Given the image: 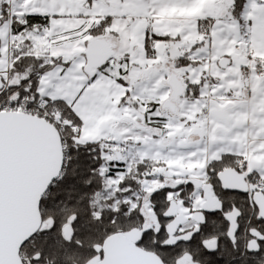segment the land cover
Listing matches in <instances>:
<instances>
[{
  "label": "snow or ice",
  "instance_id": "1",
  "mask_svg": "<svg viewBox=\"0 0 264 264\" xmlns=\"http://www.w3.org/2000/svg\"><path fill=\"white\" fill-rule=\"evenodd\" d=\"M98 2L87 0L89 13ZM251 2L232 0L223 16L198 18L197 31L200 19H207L212 32L243 22L248 29L244 35H249ZM255 2L264 8V0ZM44 3L0 0V116H34L53 133L51 166L33 178L16 212L5 197L0 166V264H15L3 255L13 229L25 236L17 249L20 264H54L53 256L55 264H78L85 241L99 236L131 238L135 249L150 258L148 264H264V125L235 131L243 127L235 109L246 102L237 90L231 96L221 93L222 81L208 85L206 73L190 102L186 91L183 99L165 103L171 87L159 85L172 73L171 65L160 63L158 46L187 35L162 31L165 24L158 16L173 6L172 0H142L143 15L132 18L133 23L147 21L142 57L136 48L124 49L121 33L114 30L115 17H97L99 24L81 27L84 38L76 57L55 51L47 57L22 55V44L51 43L53 27L62 18L59 5L46 12ZM109 36L110 54L90 73L85 66L90 67L91 41ZM211 40L210 32L193 51ZM13 43L15 50L9 48ZM28 59L38 61L40 70H21ZM178 59L183 63L173 62L175 68L187 74L193 62ZM249 63L256 65V75L264 76V64L252 52ZM228 66L235 65L230 61ZM241 67L252 72L248 64ZM102 80L111 82V90L97 88ZM212 94L219 99L210 108L204 96ZM142 107L145 123L163 121L170 131L183 121L199 129L194 133L199 140L181 139L180 146L189 151L173 148L165 155L163 149L174 141L162 135L155 141L145 138L143 147L139 141L121 145L125 151L113 153L119 143L107 139L114 135L113 118L123 120L129 110ZM193 108L200 109L196 120L190 119ZM2 139L0 131V144ZM149 158L155 167L145 162ZM92 252L99 254L96 248Z\"/></svg>",
  "mask_w": 264,
  "mask_h": 264
},
{
  "label": "crops",
  "instance_id": "2",
  "mask_svg": "<svg viewBox=\"0 0 264 264\" xmlns=\"http://www.w3.org/2000/svg\"><path fill=\"white\" fill-rule=\"evenodd\" d=\"M141 2L142 0H125V3L121 4V0H99L98 3L93 5V9L89 13L87 9V0H51L50 3L48 0H45L41 10L52 12L55 11L57 5H59L62 18L56 21L53 27L54 32L51 37V41L56 44L61 43L60 39L62 37L65 39L71 34L81 32L80 29L84 25L91 28L99 24L100 20L104 17H115L114 30L121 33L124 49L129 50L136 48L137 54L142 57L143 29L147 21L136 19L135 23L132 22L133 17H140L143 15V9L140 7ZM172 3L173 6L162 9L158 16V21L165 24V27L162 29L163 32L169 33L173 37L180 36L182 33L186 32L187 35L182 38L186 43L198 42L201 32L206 36L210 32L212 34V40L210 41L211 45L207 53L203 52L202 55H199L197 60L191 58L193 63L187 70V74H185V71L183 73V70H178L175 74L185 89L179 99H183L187 91V101L190 102L193 98L192 93L196 91L197 83L204 78L206 73L208 85H215L216 81H222L224 83L219 88L221 93L231 96L232 90H237V97L241 101L246 102L245 107L235 109V111L242 114L241 122L243 124V127L237 128L235 131L243 133L246 129H253L258 125H264V119H260L261 116H264V76L256 75V65L249 63V53L252 52L257 60L261 64H264V8H261L255 0H252L249 4L246 19L249 21V26L253 30L249 35L245 36L244 33L247 32L248 29L243 26V22L239 24L230 22L226 25L219 26L217 31L212 32V23L207 19H200L199 31H197L196 21L198 18L205 16L218 18L223 16L228 6L232 4V0H172ZM81 13H84L83 18H79ZM183 13H185V16L181 18ZM89 15H91V19H88ZM97 17H100V20H98ZM130 25L131 27H129ZM241 37L244 38V42H241ZM83 38V33L81 32V40L77 42L71 41L72 43L74 42V44L77 43L78 52L76 56L79 55L81 50ZM97 40H104L113 48L110 36L102 37ZM24 45L28 51L36 54H43L46 56L45 53H49V50H34L35 41L34 46ZM188 59L190 60V58ZM222 59H228L233 62L235 66H227L225 69L221 68L219 63ZM182 63L183 61L179 62V64ZM244 64L249 65L252 69L251 73L248 69L241 67ZM164 65H171V71L174 70L173 64L165 63ZM95 71L96 69H94V72ZM186 84L188 87L185 86ZM208 85H206V88ZM167 97L165 98V102L170 98ZM218 99L219 97L215 94L204 96V100L209 102L210 108L217 103ZM199 111V108L191 109L190 119L196 120ZM221 111H224V109H221ZM152 119L153 121L156 120L155 117ZM164 123L163 121L160 123L143 122L135 126L131 120L126 119L120 126L126 132L125 137L127 136V140L125 143L127 145L132 143L131 137L133 136L138 138L146 136L147 134H153L155 138L160 139L162 135H168L174 143L170 147L164 148L167 151L166 155L173 148L176 152L189 151L188 148L180 146L181 139L190 138L192 141L199 140V136L194 134L199 129L194 126L190 128L189 124L181 121L180 123L182 126H173L169 131L164 129ZM197 124H200V121H197ZM200 126L203 127L202 124ZM208 126L211 127V124ZM261 131H264V128H261ZM138 141H140V139ZM118 145L119 143L117 146ZM121 145L125 144L122 143ZM121 150L122 152L125 151L123 147H121Z\"/></svg>",
  "mask_w": 264,
  "mask_h": 264
},
{
  "label": "water",
  "instance_id": "3",
  "mask_svg": "<svg viewBox=\"0 0 264 264\" xmlns=\"http://www.w3.org/2000/svg\"><path fill=\"white\" fill-rule=\"evenodd\" d=\"M90 58V73H94L100 64L107 59L112 46L104 40H93ZM228 59L220 60V67L225 69L229 65ZM172 93L167 103L173 97L179 99L184 93V86L175 74L168 79ZM0 131L3 132L0 144V166L3 170V191L14 212L32 185L33 178L51 166L49 144L53 133L50 127L36 118L23 114L5 113L0 116ZM120 154V153H118ZM25 236L19 235L13 229L10 244L3 250L8 260L17 259V249ZM102 255L94 257L86 264H148L149 257L135 249L129 237H113L104 241L99 249Z\"/></svg>",
  "mask_w": 264,
  "mask_h": 264
},
{
  "label": "rangeland",
  "instance_id": "4",
  "mask_svg": "<svg viewBox=\"0 0 264 264\" xmlns=\"http://www.w3.org/2000/svg\"><path fill=\"white\" fill-rule=\"evenodd\" d=\"M126 14V13H125ZM185 16V13H183L182 17L183 18ZM180 18V17H179ZM177 23L179 21H176ZM175 22V23H176ZM180 23V22H179ZM179 26V25H178ZM53 32H54V28H53ZM203 32H201L202 34ZM199 35V40L198 42H192V43H186L185 41L180 40V41H170L167 44H162L159 45V49L161 51V64H165V63H171L173 64V62H175V64H179V62H182L181 60L178 59V57H187L196 59L199 58V55H202V53H207L211 43L207 42L206 45L204 47H200V48H196L195 51H193L192 47L194 45H198L200 44V41L202 39L207 40V36L204 35ZM70 38V40H69ZM52 39V38H51ZM78 40H81V32H76L74 34H71L68 38L62 37L60 39L61 43L56 44L53 43L51 41V43L48 42V40H35V47L34 50L38 51H44V50H49V53H45V57L49 56L53 51H55L56 53H61L63 52L64 55L69 56V58H73L76 57L77 55V43L74 44V42H77ZM69 41V42H68ZM71 41H74L73 43ZM11 46H15V44H10L9 47ZM26 46L24 44L20 45L21 49H24ZM27 49V48H26ZM13 50V49H12ZM43 55V54H42ZM196 57V58H195ZM192 61V60H191ZM174 65V64H173ZM86 67V66H85ZM178 72V70L175 68L174 66V70L171 71V73L176 74ZM184 73V71H182ZM184 75V74H183ZM187 78V76H186ZM164 85H167V79H165L164 81L160 82V87L164 88ZM186 87L187 84L185 85ZM112 84L111 82H106V81H101L98 85L97 88L100 90H111ZM191 88V87H190ZM171 93V92H170ZM170 93H168V97H170ZM146 109H144L143 107L139 110H129L126 114L123 120L119 119V118H113V123L115 124V127L113 128V132L114 135L108 137L107 139L109 140H115L119 142L118 146L112 147L111 151L114 153V151L116 150H121V144L124 143L125 145H127L125 142L127 140V136L125 137L126 132L123 130V128L120 126L122 124L123 121H125L126 119H129L132 121L133 125L136 126V124H140L144 122V113H145ZM145 123V122H144ZM133 126V127H135ZM150 131V130H149ZM151 132V131H150ZM132 138V143L131 144H137V141L140 139V143L137 144L138 147H143V141L145 138H147L149 141H155V140H159V138H155L153 136V134H147L146 136H141V137H136L133 136ZM120 146V147H119ZM166 150L163 149V153L166 155ZM145 162H148L150 164H154L153 167L156 166V162L152 159H147Z\"/></svg>",
  "mask_w": 264,
  "mask_h": 264
},
{
  "label": "trees",
  "instance_id": "5",
  "mask_svg": "<svg viewBox=\"0 0 264 264\" xmlns=\"http://www.w3.org/2000/svg\"><path fill=\"white\" fill-rule=\"evenodd\" d=\"M239 2H242V0H239ZM240 12V8H237L236 11V15H238ZM22 55H40V56H44L42 54H36L34 52H30L28 51L26 48H24V52L21 53ZM31 66L34 72H37L40 70L39 68V62L38 61H33L32 59H28L26 60L20 67L21 70H23L24 68H27ZM119 153H122V150H116ZM150 167H153L154 164H150L148 162H146ZM105 239L103 236H99V237H94L92 240L89 241H85V250L83 252V254L81 255V257L79 258L78 264H86L88 261H90L91 259H93L94 257H97L99 255H102L101 251H99V249L102 247L103 243H104ZM92 248H96V251L99 253L94 254L92 252ZM54 261L55 264V257H51Z\"/></svg>",
  "mask_w": 264,
  "mask_h": 264
},
{
  "label": "built area",
  "instance_id": "6",
  "mask_svg": "<svg viewBox=\"0 0 264 264\" xmlns=\"http://www.w3.org/2000/svg\"><path fill=\"white\" fill-rule=\"evenodd\" d=\"M10 49H13V50H15V46L13 47V46H11V47H9ZM10 58V57H9Z\"/></svg>",
  "mask_w": 264,
  "mask_h": 264
},
{
  "label": "flooded vegetation",
  "instance_id": "7",
  "mask_svg": "<svg viewBox=\"0 0 264 264\" xmlns=\"http://www.w3.org/2000/svg\"><path fill=\"white\" fill-rule=\"evenodd\" d=\"M114 153H115V154H118L119 152L115 151Z\"/></svg>",
  "mask_w": 264,
  "mask_h": 264
}]
</instances>
